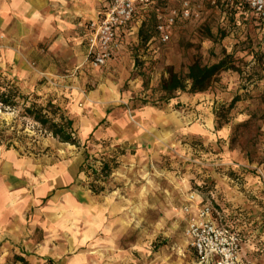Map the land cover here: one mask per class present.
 <instances>
[{
  "label": "rangeland",
  "instance_id": "rangeland-1",
  "mask_svg": "<svg viewBox=\"0 0 264 264\" xmlns=\"http://www.w3.org/2000/svg\"><path fill=\"white\" fill-rule=\"evenodd\" d=\"M169 9L141 12L137 33L101 69L84 60L80 31L61 53L52 39L0 33V92L20 96L14 108L0 104V196L13 199L0 264H200L183 211L193 196L241 236L242 264H264V26L249 10L205 5L163 43L156 27ZM222 60L233 69L207 92L161 101L170 72ZM25 101L58 107L79 145L25 116ZM6 205L4 195L0 214Z\"/></svg>",
  "mask_w": 264,
  "mask_h": 264
},
{
  "label": "built area",
  "instance_id": "built-area-1",
  "mask_svg": "<svg viewBox=\"0 0 264 264\" xmlns=\"http://www.w3.org/2000/svg\"><path fill=\"white\" fill-rule=\"evenodd\" d=\"M108 5L100 19L90 22L89 49L87 62L94 69L106 67L118 46V33L130 26L141 12L151 6L170 8L169 16H159L156 30L163 43L171 39L172 29L178 19L199 18L205 5L211 7L242 9L247 8L264 26V0H107ZM196 209L186 229L200 264H242L241 236L224 227L210 202H199L192 197L183 211Z\"/></svg>",
  "mask_w": 264,
  "mask_h": 264
},
{
  "label": "crops",
  "instance_id": "crops-1",
  "mask_svg": "<svg viewBox=\"0 0 264 264\" xmlns=\"http://www.w3.org/2000/svg\"><path fill=\"white\" fill-rule=\"evenodd\" d=\"M107 5V0H0V33H5L23 44H45L52 39L53 51L58 50L61 53L60 49L63 47H70L68 38L77 35L80 31L84 36L80 44L84 49L85 60L91 35L88 25L101 18ZM136 20L137 18L130 26L118 33V46L113 50L112 58L106 66L117 60L132 36L137 33ZM56 56L61 57L62 54ZM14 162V156L7 158V166L12 171L15 168ZM0 187H4V184L2 183ZM4 195L7 205L5 213L0 214V218L5 217L6 221H0V230L6 231L8 237L11 236V230L7 222H9V214L13 211V206H10L13 199L8 192L2 190L0 200H3ZM197 200L203 201L200 197H197ZM0 212L3 210L0 209ZM184 215L188 225L193 218H196V209L193 208L190 213L184 212Z\"/></svg>",
  "mask_w": 264,
  "mask_h": 264
},
{
  "label": "trees",
  "instance_id": "trees-1",
  "mask_svg": "<svg viewBox=\"0 0 264 264\" xmlns=\"http://www.w3.org/2000/svg\"><path fill=\"white\" fill-rule=\"evenodd\" d=\"M227 8H222L226 10ZM236 13L248 12L247 8L233 9ZM260 22V20H258ZM261 23V22H260ZM144 27V25H143ZM141 40L148 41L149 37L145 35L144 28H141L139 32ZM230 64L227 60L214 64L212 66H204L200 62H195L189 67L188 74L186 76L178 75L174 72L169 73V77L164 79L160 86V92L162 93L161 101L169 103L171 100L176 98L178 94L188 93L192 95L202 94L207 92L214 83L217 82L220 75L233 68H230ZM17 97H20L14 90H1L0 92V104L3 107L14 108L18 106ZM25 101V116L31 118L34 122L39 124L45 132L52 135L55 139L61 143L78 146L79 142L74 132V122L66 117L61 110L54 106L49 105L46 108L39 106L35 102H29L27 106ZM235 101L232 102V106ZM222 128V124L219 126ZM112 171L110 164H105L102 170V174L107 178ZM97 176V172L93 171ZM98 177V176H97ZM98 179V178H96ZM91 190L99 194L103 191L101 186H91ZM217 215L219 212L215 209ZM222 225V224H221ZM23 263H26L24 259L19 258Z\"/></svg>",
  "mask_w": 264,
  "mask_h": 264
}]
</instances>
